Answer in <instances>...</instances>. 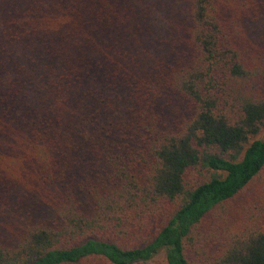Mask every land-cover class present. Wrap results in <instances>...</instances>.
Here are the masks:
<instances>
[{
  "label": "trees",
  "instance_id": "1",
  "mask_svg": "<svg viewBox=\"0 0 264 264\" xmlns=\"http://www.w3.org/2000/svg\"><path fill=\"white\" fill-rule=\"evenodd\" d=\"M154 262L264 264V0H0V264Z\"/></svg>",
  "mask_w": 264,
  "mask_h": 264
},
{
  "label": "rangeland",
  "instance_id": "2",
  "mask_svg": "<svg viewBox=\"0 0 264 264\" xmlns=\"http://www.w3.org/2000/svg\"><path fill=\"white\" fill-rule=\"evenodd\" d=\"M163 258H164V255L162 254V255H160L158 258H157V261H161V260H163ZM156 262V261H155ZM155 262L153 263V264H155ZM152 264V263H151Z\"/></svg>",
  "mask_w": 264,
  "mask_h": 264
}]
</instances>
